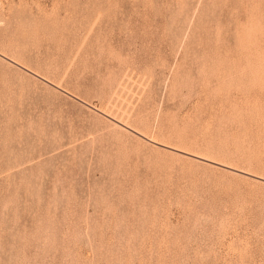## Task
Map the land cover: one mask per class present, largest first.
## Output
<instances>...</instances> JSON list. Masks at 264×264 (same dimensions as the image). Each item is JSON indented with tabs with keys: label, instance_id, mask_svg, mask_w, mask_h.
<instances>
[{
	"label": "rangeland",
	"instance_id": "374dc122",
	"mask_svg": "<svg viewBox=\"0 0 264 264\" xmlns=\"http://www.w3.org/2000/svg\"><path fill=\"white\" fill-rule=\"evenodd\" d=\"M0 264H264V0H0Z\"/></svg>",
	"mask_w": 264,
	"mask_h": 264
}]
</instances>
